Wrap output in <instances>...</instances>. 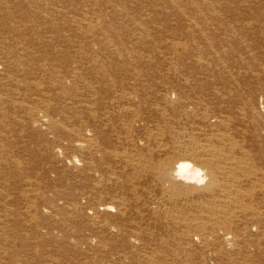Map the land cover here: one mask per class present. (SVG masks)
I'll return each mask as SVG.
<instances>
[{
	"label": "bare ground",
	"instance_id": "obj_1",
	"mask_svg": "<svg viewBox=\"0 0 264 264\" xmlns=\"http://www.w3.org/2000/svg\"><path fill=\"white\" fill-rule=\"evenodd\" d=\"M227 1H168L167 6L185 8L183 17L195 18L180 25L170 15L157 19L175 32L160 40L158 50L168 56L162 66L129 68L123 65L128 58L88 52L86 45L82 53L73 51L74 39L96 31L90 22L94 11L83 9L63 12L62 18L81 19L77 29L66 27L70 36L43 41L40 25L32 29L36 41L28 48L10 51L13 59L1 54L5 72L12 64L18 72L15 106L43 128L40 139L51 136L50 148H62L57 157L70 154L68 164L77 172L74 188L55 190L49 206L37 200L22 204L24 215L37 224V236L57 240L55 232H67L68 218L72 228L80 224L89 233L85 244L97 241L99 253H123L118 264H193V255L200 264H264V46L254 44L259 36L254 30L264 31V1L236 8L238 15L251 9L262 22H232ZM157 8L143 17L155 20L166 13ZM47 18L53 29L44 30L59 35L54 19ZM200 24L206 27L189 30ZM193 51L198 58H189ZM163 67L167 70L160 72ZM170 80L175 89L168 87ZM34 171L19 163L13 172L17 185L31 188L21 197L39 188ZM4 177L0 172V180ZM6 183L0 181L1 192ZM143 186L150 192L142 194ZM9 217L0 216L1 223Z\"/></svg>",
	"mask_w": 264,
	"mask_h": 264
},
{
	"label": "rangeland",
	"instance_id": "obj_2",
	"mask_svg": "<svg viewBox=\"0 0 264 264\" xmlns=\"http://www.w3.org/2000/svg\"><path fill=\"white\" fill-rule=\"evenodd\" d=\"M63 1L65 4H62ZM135 1L137 3H135ZM168 1L176 0H0V30H5L6 33L5 36H0V57L9 55L8 57L13 59L14 54L10 51L16 52L18 47L22 46L28 48L31 45L30 41H36V36L33 34L32 29L40 25H43V29L40 28L44 31L41 33L44 38L43 41L49 42V37L52 36H70L72 32L65 30L66 27L71 25L75 26L74 28L77 29L80 27L81 19L79 15L62 18L63 12L65 9H83L94 11V15L90 16V22L96 27V31L95 34L90 37L85 36L74 39L72 41V44H74L72 46L73 51L82 53L84 50L81 47L86 45L88 52L94 49L98 51V53H109L119 58H128L124 60L123 65L129 68H134L140 64L146 65L150 62H157V66H162L166 61L164 56L167 55L164 51L158 50L161 46L159 45L160 40L166 39V37H169V35L175 32L161 26V24L168 23L167 21H163L159 24L157 19L163 18L164 20L166 16L170 15V18L174 19V23L180 25L188 24L195 18V15L193 17H183L185 8H177L174 2L170 3V6H167ZM181 1L182 0H178L179 3H185L188 0L185 2ZM223 1L228 2L227 0ZM255 1L256 0H230L232 7L228 8V11L232 12V14L229 15V17L234 19L232 22L240 18L244 21L262 22V19H264V10L260 16L262 19L257 15H250L249 13L251 12H249V10L251 9L249 8L248 12H242L241 15L236 13V8L238 6H240L239 9H241V6H244V4ZM263 1L264 0H261V2ZM38 3L42 7L41 9L36 8ZM52 3L57 6L59 5V7L54 6L51 7V10H46ZM247 6L249 5L247 4ZM156 8L158 10L160 9L159 11L161 13L166 12L167 14H161L155 20L143 17L144 14H148L151 10ZM225 10L224 8L223 14H225ZM233 14L236 15L234 16ZM47 17L54 19L51 21V24L59 27V35L44 30L45 28H52L48 24ZM77 21L79 25H76L78 23ZM219 25L215 27L218 30L217 33L221 35L224 28H220ZM203 27L206 26L195 28L196 30L194 27H191L189 30H193L194 32ZM184 30H187V28H184ZM254 31L257 32L259 36H264V31ZM81 32H83L82 29ZM259 36L254 39V44L264 46V41L262 42V38L264 40V37L259 38ZM178 41L183 44L193 43L192 41H184L183 38L178 39ZM211 41L212 39L210 42ZM102 44L105 46H102ZM79 45L82 46L79 48ZM229 46H232V43ZM134 52L140 53L139 57H133L132 53ZM167 53L172 54V52ZM198 53L199 52L195 51L191 52L189 58H198ZM1 54H3V56ZM10 68L9 72L8 70L5 72L4 66L0 65V172L5 173V177L0 181L7 180L6 184H8L5 192H1L0 190V216L6 217L10 215V220L7 223H1L3 218H0V264H38L39 259L44 262L47 261L48 264H101V262L118 264L119 262L116 258L118 256H124V254H117L116 252L110 254H107L109 252L103 254L99 253L96 246L97 241L93 239H90L89 243L85 244L86 239L89 238V233L85 232L80 224H77L76 227L78 228L74 229L71 227V224L67 223L68 218H66L65 223L68 225L67 232L62 231L61 233L59 230H56L55 236L57 240L47 237L44 238L36 235L35 227L37 224L32 222L29 216L27 217L22 212V210H25L23 209L25 205L22 204L28 201L37 200L39 202H45V204L49 206L48 201L55 198L53 196L55 190L62 191L64 189H73L74 185H76L75 177L77 172L76 168H72L75 165L68 164L70 161V154L67 156L63 154L62 157H57L58 152H63L62 148H50L47 139L51 138V136L40 139L41 129L43 128L37 129L34 126L36 121H32V119L27 116L26 112H21L18 110V107L15 106V102L18 101V72L15 70L13 64L10 65ZM159 70L160 72L162 70H167V67L159 68ZM164 74H167V72ZM134 78L136 79V77H133V79ZM8 83L11 85L9 86ZM173 85H177V83L170 80V85L168 87L175 89ZM138 88L141 89V86H138ZM128 92L135 95L133 91ZM36 114L45 113L37 112ZM172 123L175 128L178 127L176 125V120H173ZM64 143L66 144L67 142ZM145 162L150 163L147 158ZM19 163L27 165L28 168H33L35 170V178H38V184L36 185L39 188H34V190L37 191L40 189L39 192H44L45 197H41L38 191L31 194L32 196L28 195L27 198L21 197L23 192L27 194L31 188L21 187L19 181L18 185L15 183L13 172L16 173L18 171ZM25 181H28V179ZM120 191L126 194L125 189H120ZM140 192L144 194L150 192V189L143 186ZM20 199H22V203ZM61 202L62 201H59V203ZM79 205L82 207L87 206L84 202L79 203ZM48 210L50 211L49 208ZM144 218L146 221L150 220L149 216H145ZM45 219H49V217H45ZM51 220L52 218L50 222L53 223ZM56 220L60 221L61 219L56 217ZM18 221L20 224L24 223L25 225L19 226ZM88 245L90 248H88ZM72 247L78 248L69 252ZM62 248L68 249L65 250L68 251V254L61 252L64 251ZM45 254L48 257L44 256ZM106 255L109 257L108 259ZM169 259V257L165 256L164 261H168ZM192 259L193 264H200L198 256L193 255ZM133 264L139 263L134 262Z\"/></svg>",
	"mask_w": 264,
	"mask_h": 264
}]
</instances>
